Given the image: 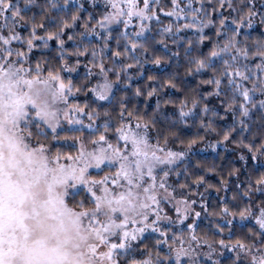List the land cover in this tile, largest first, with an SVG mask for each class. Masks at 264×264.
Instances as JSON below:
<instances>
[{"label": "snow or ice", "instance_id": "obj_1", "mask_svg": "<svg viewBox=\"0 0 264 264\" xmlns=\"http://www.w3.org/2000/svg\"><path fill=\"white\" fill-rule=\"evenodd\" d=\"M0 264H264V0H0Z\"/></svg>", "mask_w": 264, "mask_h": 264}]
</instances>
